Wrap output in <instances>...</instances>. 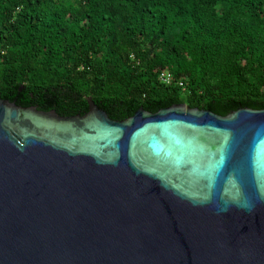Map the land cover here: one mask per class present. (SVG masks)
Returning a JSON list of instances; mask_svg holds the SVG:
<instances>
[{
  "label": "water",
  "instance_id": "1",
  "mask_svg": "<svg viewBox=\"0 0 264 264\" xmlns=\"http://www.w3.org/2000/svg\"><path fill=\"white\" fill-rule=\"evenodd\" d=\"M88 103L0 93V264H264V109Z\"/></svg>",
  "mask_w": 264,
  "mask_h": 264
},
{
  "label": "trees",
  "instance_id": "2",
  "mask_svg": "<svg viewBox=\"0 0 264 264\" xmlns=\"http://www.w3.org/2000/svg\"><path fill=\"white\" fill-rule=\"evenodd\" d=\"M0 93L114 120L264 109V0H0Z\"/></svg>",
  "mask_w": 264,
  "mask_h": 264
}]
</instances>
